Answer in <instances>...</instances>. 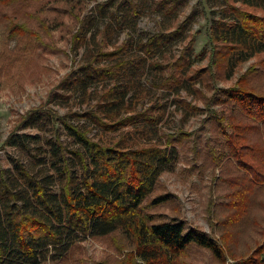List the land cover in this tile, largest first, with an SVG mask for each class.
<instances>
[{"label": "trees", "instance_id": "1", "mask_svg": "<svg viewBox=\"0 0 264 264\" xmlns=\"http://www.w3.org/2000/svg\"><path fill=\"white\" fill-rule=\"evenodd\" d=\"M40 2L0 0L15 10ZM90 2L93 8L82 16ZM199 3L204 11L210 4L218 9L207 28L201 66L190 34L196 11L178 20L185 0L42 5V11L47 4L76 22L71 54L83 52L46 101L19 118L0 147L6 153L0 166V264H201L198 257L206 253V264H225L228 258L231 264H264V242L238 249L229 234L248 224L254 210L264 213L258 200H264V85L253 84L256 69L251 68L233 86H216L253 58L264 64V0ZM147 14L163 19L157 32L113 43L118 32L134 31ZM6 19L23 36L63 23L54 20L46 30L40 21L29 33L13 12ZM176 43L181 48L174 54ZM156 92L172 96L183 120L206 113L202 132L208 128L211 139L202 145L201 135L182 126L164 133L170 102L160 101ZM74 98L87 109L61 116L51 108ZM185 148L193 152L190 171L202 176L231 161L232 178L213 173L216 186H227V191L217 189L214 211L207 209L218 237L171 213H178L177 197L166 192L161 176L174 170ZM86 241L106 251L92 260Z\"/></svg>", "mask_w": 264, "mask_h": 264}, {"label": "rangeland", "instance_id": "2", "mask_svg": "<svg viewBox=\"0 0 264 264\" xmlns=\"http://www.w3.org/2000/svg\"><path fill=\"white\" fill-rule=\"evenodd\" d=\"M52 0H44L40 3H32L27 9L21 8L15 10L14 5L0 4V147L10 132L17 127L18 120L27 111L38 107L46 101L50 92L57 83L72 69L77 66L80 61L81 53L73 56L71 54V35L77 29L75 21L67 14L54 13L49 10L50 6L42 5ZM94 2L87 3L84 6L81 15L84 16L94 6ZM54 4H51L53 6ZM63 7V6H61ZM191 11H196V19L190 28V34L195 35L194 55L196 65H205L206 61L202 60L200 54L208 49L207 28L211 20L218 16L217 6L210 4L205 11L199 0H185V5L178 14V20L181 21ZM13 12L19 19V22L28 26V32L33 33L36 29V23L43 21L47 24L46 30H49L54 20L59 19L63 23L55 25L48 32H40L39 35L23 36L11 27L6 19V13ZM163 19L157 14H147L141 17L134 31L118 32L114 37L113 43L121 44L127 37L133 38L144 37L157 32L158 25ZM101 27V24H98ZM37 36V39H34ZM181 48V43H176L172 47V53L176 54ZM256 69L252 75L254 85H264V64H259V58H253L241 64L236 70L234 76L229 81L217 82L219 88H228L234 85L236 80L247 73L249 69ZM149 79V76L147 77ZM155 95L160 101L169 103L172 96L156 92ZM182 99L189 102L191 99L182 94ZM73 103H56L51 106L53 111L59 115L68 113L70 109L73 111H83L87 106L81 104L76 98ZM202 107L201 104H198ZM218 111L220 107L212 108ZM167 118L162 126L164 133H173L179 126L183 127V131L201 135V143H205L211 134L207 130L202 132V125L207 117L206 113L189 117L183 120L181 112L175 110V106L170 104L167 106ZM74 124L76 122H73ZM82 123V122H80ZM208 127V126H207ZM201 129V130H200ZM97 134L96 131L92 135ZM192 146V143H191ZM190 146V147H191ZM12 153V151L7 150ZM184 156L177 164L172 172L164 173L161 176V183L164 185L166 192L177 197L175 213L181 216L189 226L196 227L208 235L218 237L219 233L213 231L212 222L214 219L209 217L207 209L214 211L212 201L217 200V189L227 191L226 183L216 186L213 173L218 177L223 172L224 177L232 178L235 173L231 168V161H227L221 167L215 168L213 171H207L205 175H199L196 171H190L194 164L193 152L191 150L185 152L180 151ZM6 153L0 148V166L5 165ZM258 200L264 205V200L258 197ZM213 214V213H212ZM214 216V215H213ZM213 219V220H212ZM256 221L257 225L252 224ZM264 213L254 210L251 221L248 224L241 225L229 232L233 236L232 246L238 249H247L255 243L264 242ZM88 257L97 260L102 252L106 251L99 243L86 241L83 243ZM110 254H113L109 252ZM198 257L201 264L209 261L208 254ZM118 259L119 255L114 254ZM229 258L225 264H231ZM46 264H51L47 262Z\"/></svg>", "mask_w": 264, "mask_h": 264}]
</instances>
